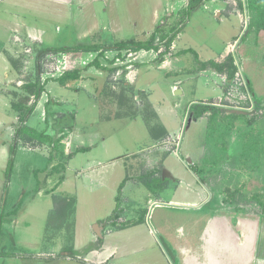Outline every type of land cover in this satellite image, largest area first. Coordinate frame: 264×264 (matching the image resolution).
I'll return each mask as SVG.
<instances>
[{
  "label": "rangeland",
  "instance_id": "1",
  "mask_svg": "<svg viewBox=\"0 0 264 264\" xmlns=\"http://www.w3.org/2000/svg\"><path fill=\"white\" fill-rule=\"evenodd\" d=\"M188 1L0 2L2 6H11L12 11L8 14L11 22L15 23L18 17L12 31L13 45L5 50L13 58L15 64L10 63V66L17 77L0 83L2 94H6L9 101L15 99L25 85L34 82L40 66L42 91L35 104L40 100L49 103H45V116L42 112L39 117L34 113L28 120L29 125H25L27 114L26 121L20 123L38 133H49L51 139L32 148L40 151L28 152L29 162L21 155L18 157L19 164L13 171L11 183L23 187L20 195L24 190L31 193L37 183L42 186L44 175L38 169H42L50 157L57 164L56 171L60 172L51 181L55 184L64 176L65 164L68 166L76 151L74 142L69 145L57 142L56 135L60 133L65 139L73 131L80 134L84 130L83 134L88 132L96 137L97 148L93 153L78 152L77 157L75 154L72 167L80 165L85 157L102 152L98 157L104 159L105 164L110 163L108 169L98 173L103 178H114L112 182L115 183L125 176L139 181L130 180L122 202L127 209V217L135 225L123 235L109 237L112 243L120 245L122 252H126L123 254L125 263H180L183 256L170 249L157 223L166 229L167 219H170L172 222L167 232L174 238L177 236L183 247H187V212L180 211L184 209L177 206L165 205L170 198L179 201L190 199L185 188L202 189L207 194L205 198L211 197L207 205L213 209L227 207L240 210L242 214L264 212V103L255 102L253 107H249L247 101L238 99L239 92H245L244 87L235 85L233 78L234 71L241 69L240 64H234L232 60V66H225L226 79L221 76L222 72H217L209 64L211 60L222 62L227 57L222 58L221 53L225 44L234 42L235 39H229L231 34H238L241 30L243 33L239 38L244 35L246 21L243 18L240 23L236 17L238 11L242 12V5H238L237 0L236 4L231 0H205L186 11ZM215 9L221 10L222 15L225 12L232 16L221 20L217 18ZM151 35L156 48L134 49L129 45L117 48L118 41H147L152 39ZM80 44L95 45L98 50L78 54V50L71 49L46 53L37 59L43 48ZM96 56L103 68L88 64ZM75 67L80 68L76 79L58 81L63 68ZM111 68L113 70H109ZM242 79L252 97L248 79L243 73L237 81ZM259 82L264 85L262 77ZM174 85L177 89L173 90ZM33 100L31 97L29 104ZM192 102H201L200 107L190 111ZM154 123L166 128L164 137L154 139L151 136L149 126ZM65 141H69L68 138ZM104 149L115 155L126 154L123 164L106 160ZM163 169L173 170L175 176L168 178L170 173L162 179ZM65 174L64 186L59 190L78 196L75 207L74 200L72 206L80 232L86 230L87 222L92 218H97V222L107 230L116 229L120 227L117 223L126 222L115 220L118 213L115 209L108 221H101L116 208V197L114 201L110 196L112 191L113 195L117 194L116 186L113 190L110 186L97 188L94 183L79 180L72 170ZM151 185L158 190L155 191ZM207 189L212 193L210 196ZM12 192L14 190H6L8 202L12 199ZM192 193L195 199L202 197L198 189ZM148 198L151 202L157 199L160 204L154 206L153 202H147ZM55 201L52 196L41 201L35 192L32 198L29 195L21 200L16 237L12 236L16 238L15 248H47L45 229L51 230V237L60 241L62 248L75 247L74 214L67 218L65 226L60 225L62 228H59L54 214ZM50 208H53L52 213ZM6 239L13 242L7 230L0 237L2 248ZM97 243L101 244L102 240L97 239ZM41 262L34 257L18 261L19 264Z\"/></svg>",
  "mask_w": 264,
  "mask_h": 264
},
{
  "label": "crops",
  "instance_id": "2",
  "mask_svg": "<svg viewBox=\"0 0 264 264\" xmlns=\"http://www.w3.org/2000/svg\"><path fill=\"white\" fill-rule=\"evenodd\" d=\"M240 2L242 4V12L238 11L236 17L239 18L240 23H242L243 18L246 21L244 35L239 38L240 34L243 33L240 30L238 34H231L229 39H239L233 52L234 60L240 64L243 75L248 79L254 103L257 102L261 104L260 102L264 103V85L263 82H259L260 77L264 79V0H237V4H240ZM11 11V6L0 5V83L10 82L13 77H17L16 71L11 70L10 66L13 58L8 56L5 51L13 45L12 31L18 21V17H16V22H11L12 18L8 16ZM220 13L222 17H220ZM216 15L217 18H221V20L232 16L231 13L227 14L225 12L222 15V11L219 9L216 10ZM229 39L226 40V43H228ZM224 43L225 42H223V44ZM225 46L226 44L223 50ZM145 85L148 84L146 83ZM1 89L2 85H0V214L3 215V218L0 223V237L7 230L8 235L11 236V240H13L14 243L11 241V243H9V240L6 239L5 247L2 248L1 245H3V241H0V264H14V262L19 264L18 261H25L29 257H34L42 261V264H96L99 262L103 264H145L141 262L125 263L123 254L126 252H122L120 245L118 247L117 243H112L111 240H109L111 235H123L128 228L135 225L134 222L127 217V209L124 207V204H122L126 197L125 192H127V186H129V182L132 178L125 176L118 183L116 181V185L115 182H112L114 178L112 179L108 176L107 179H105L102 177V174H98L101 170L108 169L110 164L109 162L106 163L108 166L105 167L106 161L98 157L102 152L97 155L85 157L79 162L80 165L77 164L76 167H72L71 165V162H73L72 158L75 157V154L77 157L78 152L87 154L93 153L94 149L97 148L98 139L90 136L88 132L87 134H83L85 131L81 130L80 134H78V132L73 131L70 133L72 135L69 137L67 136L65 139L58 133L56 136L61 137L59 140L60 143L64 142L66 145H69L74 142V147H76V151L72 155L68 166L65 164L64 176H62L59 181L55 182V184L51 183L55 175L60 174L59 171H56L58 167L56 169L57 164H55L56 162H54L52 158L47 161V164H45L42 169H38L42 170L44 175L42 186H39V183H37L33 187L34 190L31 193L28 192L29 190H24L23 194L20 195L23 187L12 185L11 183L13 171L19 164L18 157L21 155V157L29 162L27 158L29 155L28 152H36L40 151V149H32L31 147L23 146L19 143V137L17 135L19 126L18 113L11 106L17 97L9 101L6 94H2L3 91ZM172 89H177V86H172ZM52 101L53 100H51L50 104ZM45 103L46 105L49 104L47 101L45 102V100L37 101L28 119H26L27 121L25 120V125H29L28 120L34 113H36L38 117L42 113L44 115ZM44 116L42 117L43 121L46 119ZM47 134L50 135L49 133ZM67 138L69 141L66 142L65 140ZM41 152L45 156L44 151ZM103 152L106 154V160L113 161V163L119 161V163L123 164V158L126 157V154H111L110 150L104 149ZM9 159L12 160V164L10 172L8 173ZM184 164L187 165L185 161ZM35 170L36 169H33V172ZM67 170H72L75 173V177L79 180L85 179V182L94 183L97 188H108V186H110L113 190L116 186L117 194L113 195V191L110 194L111 197H114V201L116 197V208L114 207L108 215L101 219V221H108V217L115 209L118 212L115 215V220L118 219L119 221L126 222L123 224L122 222L117 223L120 227L107 230L100 222H97V218H92L87 222L86 230L80 232L74 214V208L72 213L74 214V248H62L61 242L51 237L52 232L50 229H45V235H47L45 243L47 248H15L17 244L16 238L12 236L15 235L16 237V230L19 224L18 211L20 210L21 200L23 198L29 195L32 198L34 192L41 201H44L45 198L48 200L49 196L55 199L57 197H72L75 207L78 198L76 193L67 191L60 192L59 190L64 186L66 179L65 173ZM163 171V175L161 174L162 179L165 178V175H170V173L171 175L168 176V178H173L176 173L168 169H163ZM190 172L193 173L192 166H190ZM183 178L185 179V177ZM132 180L137 181V179ZM138 182L139 181H137V183ZM207 186L210 190L211 186L208 183ZM151 187L154 189L153 185H151ZM188 188L189 189L185 188L188 190L186 195L187 198L190 199L179 201L170 198L166 201L168 203L165 204L177 206L179 209H184L180 211L187 212V247H183L184 244L178 240L177 236L174 238L172 234L167 232L172 222L170 219H167L166 229H164L160 223H157V228L162 231L165 240L171 246L170 249L178 255L183 256L179 264H264V212L242 214L240 210H232L227 207H215L213 209L207 205L211 197L205 198L207 194L202 189L193 186V189H190V187ZM129 189H131V187ZM155 189L158 190L157 188ZM195 189H198L202 197L195 199L192 193ZM6 190H14V192L11 193L12 199L10 202L7 201L8 193L6 194ZM210 194H212L211 191H209V196ZM147 202H150V204L153 202L154 206L160 204L157 202V199L151 202V199L148 198ZM52 209L53 208H50V213H52ZM66 223L67 219H64L61 224L59 223V228H62L60 225L65 226ZM97 239L102 240V243L96 244ZM87 245H90V247L82 248Z\"/></svg>",
  "mask_w": 264,
  "mask_h": 264
},
{
  "label": "trees",
  "instance_id": "3",
  "mask_svg": "<svg viewBox=\"0 0 264 264\" xmlns=\"http://www.w3.org/2000/svg\"><path fill=\"white\" fill-rule=\"evenodd\" d=\"M205 0H189L188 1V8L186 11H191L192 8L200 4ZM239 5V3H238ZM240 5L241 2H240ZM152 39L149 40H136V39H128V40H122L118 41L117 48H121L124 46H130L134 49H139V48H151L153 46V35H151ZM156 48V46H153ZM71 49L78 50V54L81 51H91V50H98V47L95 45H89V44H80V45H74V46H60V47H55V48H43L39 51V54L37 55V59L40 58L41 55H44L46 53H56V52H68ZM100 54V52H99ZM233 55H227V57L222 61V62H215L213 60L209 61V64L217 71V72H222L225 74V66L228 64L232 66L233 62ZM12 64L14 65L15 63L12 60ZM90 66L94 65L96 67H101L99 64L98 56H96L92 61L88 63ZM39 66V65H38ZM103 68V67H101ZM39 70L40 66L38 68V74L35 75V79L33 83H28L23 87L22 93H20L16 100L12 103V108L17 111L18 113V119H19V126H18V137H19V143L23 146H28L31 148L38 147L40 144H42L45 141H50V136L46 133H38L35 130H30L28 126H22L20 123H22L25 119L27 114H30L35 106V99L40 95L42 91V87L39 84ZM109 70H113L112 68ZM80 68L75 67L74 69H65L60 76L58 77V81L64 82L67 79H76L79 75ZM235 72V71H234ZM226 75V74H225ZM31 97L34 99L30 104L29 101L31 100ZM120 99V98H119ZM51 102V101H50ZM201 102H196L192 103L190 105V111L194 110L195 108L200 107ZM206 105V104H203ZM149 131L151 133V136L154 139H160L164 137L167 133L166 128L162 126L159 123H154L149 126ZM37 133V134H36ZM24 135V136H21ZM26 135V136H25ZM35 135V136H34ZM27 137V138H26ZM62 137V136H61ZM57 138V142H59L60 138ZM37 140H36V139ZM36 140V142L34 141ZM51 160L49 157L48 161ZM12 160L9 159L8 162V173L10 172ZM121 185V184H120ZM73 198H59L55 201V209H54V214L57 215V221L61 224L64 219H67L70 217L73 213ZM52 214V215H54ZM116 215V214H115ZM3 215L0 214V223L2 221Z\"/></svg>",
  "mask_w": 264,
  "mask_h": 264
},
{
  "label": "built area",
  "instance_id": "4",
  "mask_svg": "<svg viewBox=\"0 0 264 264\" xmlns=\"http://www.w3.org/2000/svg\"><path fill=\"white\" fill-rule=\"evenodd\" d=\"M231 1L236 4V0H231ZM214 11H216V9ZM237 43L238 42L235 39L233 43H231V44L229 43L228 45H226L224 50H223V52L221 53L222 58H225V56L229 55V53H231V55H233L234 54L233 52L235 50V47H236ZM234 62H235L234 64H238L235 60H234ZM63 69L65 70V68H63ZM61 73H62V71H61ZM221 76L223 77V79H226V76L224 74H221ZM238 76H240L242 78V70L240 68H238V70L235 71L233 78L235 80V85H237L239 88L244 87L245 88V92H243V91H242V93L239 92L237 97H238V99L241 102L247 101L249 103V107H253L254 106V101H253V98L251 97V94H250L248 88H247V84H246L244 79H242L241 82L237 81L238 80ZM234 107L235 108H239L237 106H234ZM99 264H103V263L99 262Z\"/></svg>",
  "mask_w": 264,
  "mask_h": 264
},
{
  "label": "water",
  "instance_id": "5",
  "mask_svg": "<svg viewBox=\"0 0 264 264\" xmlns=\"http://www.w3.org/2000/svg\"><path fill=\"white\" fill-rule=\"evenodd\" d=\"M178 91H179V90H176V92H175V93H178ZM240 112H243V111H240Z\"/></svg>",
  "mask_w": 264,
  "mask_h": 264
}]
</instances>
